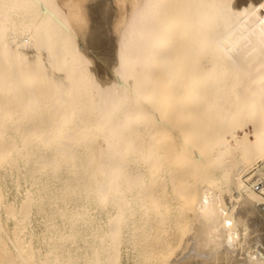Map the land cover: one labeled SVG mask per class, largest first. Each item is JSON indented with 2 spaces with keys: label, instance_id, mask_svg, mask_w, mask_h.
<instances>
[{
  "label": "bare ground",
  "instance_id": "1",
  "mask_svg": "<svg viewBox=\"0 0 264 264\" xmlns=\"http://www.w3.org/2000/svg\"><path fill=\"white\" fill-rule=\"evenodd\" d=\"M0 264H264V0H0Z\"/></svg>",
  "mask_w": 264,
  "mask_h": 264
}]
</instances>
